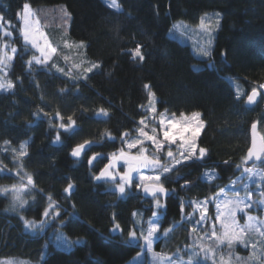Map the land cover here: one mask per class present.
I'll use <instances>...</instances> for the list:
<instances>
[{
    "label": "trees",
    "instance_id": "obj_1",
    "mask_svg": "<svg viewBox=\"0 0 264 264\" xmlns=\"http://www.w3.org/2000/svg\"><path fill=\"white\" fill-rule=\"evenodd\" d=\"M24 3L56 49L47 64L28 65L33 50L22 39L17 15ZM117 3L119 10L103 0H0V16L11 33L4 37L0 32V45L7 40L17 49L7 68V79L15 87L0 91V188L23 184L27 202L14 210L9 193L0 192V264H123L138 252L139 243L128 242L135 221L132 214L137 211L140 218L144 209L147 219L153 211L152 198L143 196L135 183L121 196L93 177L110 154L122 149V133L131 139L137 136L138 122L146 120L147 105L152 106L149 91L155 94L156 110L199 112L203 127L196 144L207 149L203 159L183 160L161 177L169 192L167 197L158 195L166 204L159 218L162 225L176 231L178 221L191 225L197 219L193 202L204 198L213 221L212 197L237 180L243 165L259 166L264 172V155L257 162L243 163L250 125L255 122L264 135L263 97L252 106L244 103L249 91L264 83V0ZM217 14L219 25L207 48L209 55H196L189 44L170 34L174 20L196 24L208 16L215 24ZM73 41H83L87 57L99 65L95 70L75 74L66 67L72 76L54 70L53 63H61L58 54ZM137 44L142 46L143 61L131 56ZM101 108L107 116H97ZM69 117L75 121L73 129H59ZM58 130L60 141L54 142ZM85 140L91 146L73 158L72 149ZM25 142L27 154L21 157ZM145 146L155 152L151 143ZM124 150L135 155V148ZM94 153L99 156L89 165ZM159 155L163 162L162 152ZM124 168L122 164L119 170ZM205 172L215 178L209 180ZM28 175L34 187L27 185ZM69 183L74 186L70 196L63 191ZM49 195L60 216L44 229L26 230L20 217L42 220ZM248 210L260 213L257 208ZM114 223L120 225L115 233Z\"/></svg>",
    "mask_w": 264,
    "mask_h": 264
},
{
    "label": "snow or ice",
    "instance_id": "obj_2",
    "mask_svg": "<svg viewBox=\"0 0 264 264\" xmlns=\"http://www.w3.org/2000/svg\"><path fill=\"white\" fill-rule=\"evenodd\" d=\"M106 3H108V6L111 8H115L119 10V5L117 4V0H105ZM19 16L20 14L17 13ZM30 13V6L28 4L24 5V16L23 19L25 21V25L20 29L21 35L23 36L25 45L31 44L33 48L38 47V41L32 37L30 38V30H31V24L29 21ZM67 15V14H66ZM219 15V14H217ZM2 19V17H0ZM201 25L208 29L209 31V39L208 44L211 45V28L208 25L204 24V18L201 19ZM216 25H219V20L217 19ZM0 28H2V25H0ZM3 35L11 36L10 32H4ZM49 46H46L43 49H38L41 52V56L43 59L33 57L31 60L28 61L29 67L32 65V61L35 60L36 64H47L49 57L45 55V52H47ZM142 46L137 44L135 49L131 50V56L133 60L139 58L140 61L144 60V55L141 51ZM2 51V50H0ZM51 51L54 53L56 51L55 48H52ZM11 52L15 54L17 52V49L15 47H12ZM204 55H209L210 51L209 49L203 50ZM13 55H0V65H9L10 62L13 60ZM98 64H92L91 68L86 69L85 71L90 72L92 69L98 67ZM55 67V65H53ZM59 71H63V69H58ZM198 70V69H194ZM0 73H3L2 76H0V90L8 91L15 87V85L9 80L7 82H4V77L7 76V72L4 70L3 67H0ZM144 87L146 89H149V85L145 84ZM260 88H264V84L259 85ZM259 93L257 92L256 88H253L251 93L247 95V103L253 104L256 102L257 97ZM149 101L152 103V107L148 109V111L155 113V94L151 91L148 93ZM237 98H240V93L237 91ZM107 111L103 108L99 109L97 111V116L103 115L107 116ZM34 116H37L38 114L34 113ZM181 117H185L184 113L180 114ZM192 117L198 118L200 116V113L193 112ZM57 119H61L60 114H56ZM160 131L163 134V139H159L157 135H149L148 132H146L144 129L147 127V122L144 118H141L140 124L144 127L138 128L137 132L139 135L135 139H128V133H122L121 134V140L122 143L126 145L127 149L130 150L133 148H138V153L136 155H129L124 151V149L119 150V154L112 153L109 155V163L104 166L103 169L100 170L99 174L95 175L93 177L96 181L103 180L104 182H115L117 175L119 176V183L116 184V188L114 189L118 193L123 196L125 194L126 189L129 188L133 183L136 182V178H139V183H136V187L138 189H141L144 191L146 195H150L154 201V207L156 209L166 208V204L161 203V200L158 198L159 196L167 197L169 192L168 190L163 186L161 181V177L166 174L170 173L177 164H180L182 160H189L192 157L196 156L197 154V145L195 142H188L185 140L183 136L184 128L178 127L177 122L172 119H166L164 113H160ZM186 118V117H185ZM68 124L65 125L64 123L59 124V129H63L64 131H70L73 129V126L75 125V121L72 120L71 117L68 118ZM51 123V121H50ZM256 123L254 122L252 125V128H256ZM175 129V131H174ZM199 127H197L193 135H197L199 133ZM153 133H156V128L152 129ZM106 135L109 137V139H113L111 137L110 133H106ZM177 139H180L184 141V143L187 144V147H184V144H181V149L179 151V157L174 154L172 151L171 145L175 144ZM146 141H150L152 143L153 148L155 149L154 153H150L149 149L144 147ZM60 141V133L59 130L57 131L56 140L54 142ZM9 141L5 140L4 144L7 145ZM26 143L21 144V150L18 153L21 157L26 155ZM91 146V141L85 140L83 143L77 144L71 151V156L79 158L82 153L86 150V147ZM165 147H167V161L162 162L161 157L159 153L163 152ZM16 151L15 149L13 150ZM187 153V155H185ZM199 157L200 159H203L207 154V149L205 148H199L198 149ZM253 151L252 149H249L247 157L244 158L243 163L247 164L249 160L253 158ZM97 156L99 154H93L92 157L89 158V165H92L93 161L97 159ZM256 160H260V156L255 157ZM122 161L125 170L124 172L120 173L118 171H114L117 169V162ZM227 163V162H226ZM240 167L239 165L237 166ZM146 169L149 171L156 172L157 174L154 176L144 175L141 170ZM244 173L248 176L249 183L252 182L253 178H256L257 182L264 181V172L257 171L254 168L245 167ZM135 174V175H134ZM204 176H206L209 180H212L215 178L214 173H208L205 172ZM203 178V177H202ZM243 177H238L236 181L233 183L239 182ZM179 179V177L177 178ZM145 181H152L151 184L145 183ZM187 183V182H186ZM249 183H244L243 188L246 193V196H241L238 192L235 194L233 198H225L226 203L231 205L230 207L225 208L224 212H220L221 205L220 203H217V216L216 221H218L222 228L225 229V231L218 235L215 225H213L212 230V236L211 239H214L218 244H223L227 242V245L229 248L233 246V243L235 241H239L240 243H243L245 247H248V243L244 239V234L246 233H258L259 236L262 238L261 243H264V228L260 227V225H264V221L257 220L256 217L248 215L247 216V222L245 225L240 226L238 225L235 217L237 211H244L245 209L253 207L255 204H259L260 206H264V191H260L259 195L262 197L259 201L253 200V193L249 191ZM27 185L34 187L32 177L30 175L27 176ZM25 186L22 184L19 187L13 185L11 189L8 188H0V192L7 193L8 191H11L13 193V209L15 210L16 205L18 204L20 208H23L24 205L27 203L22 198V190ZM73 184L69 183L67 187L64 188V193L68 194L70 196L72 190H73ZM225 192L224 188L220 189V193L217 194L215 197L216 199H219V195L223 194ZM67 198V197H66ZM48 204L47 207H45L44 212L42 214L43 219L39 224H36L33 221H29L25 219L23 216H21V220L24 222L25 229H44L46 226H48L49 220H55L60 216L59 206L56 204V201L53 199L51 195L47 197ZM196 207H200L201 205H206L208 201L203 202H193ZM241 205L243 207H241ZM183 208L184 204L181 203V213L183 215ZM133 217H137L138 213L133 212ZM191 215V214H189ZM115 220V216L113 217ZM207 214L206 209L201 214V219L197 223H201L205 220H207ZM159 214L157 211L152 212V218L148 220V229L147 234H144V231L141 230V234L138 237L136 231L130 230L128 233L129 236V243L136 242L138 239H143L144 245H142V250L144 247L147 248L149 252H152V245L154 243V240L157 238L156 233L159 230ZM137 224H140L141 221L139 219L136 220ZM237 228H239V232L235 231ZM113 233L120 231V225L119 223H114L113 229L111 230ZM170 231V229L165 230V234ZM195 231V229H193ZM66 244L69 243L68 241H64ZM75 243H82V241H76ZM253 248H255V245H252ZM210 250H204L205 257L209 255ZM196 253H193L191 256H189V259L187 261H184L181 259L179 261V264H195V261L193 260V256H195ZM154 258H156L159 261V264H176L175 261H173L171 258H166L161 254L153 253Z\"/></svg>",
    "mask_w": 264,
    "mask_h": 264
},
{
    "label": "rangeland",
    "instance_id": "obj_3",
    "mask_svg": "<svg viewBox=\"0 0 264 264\" xmlns=\"http://www.w3.org/2000/svg\"><path fill=\"white\" fill-rule=\"evenodd\" d=\"M103 1L105 2V0H103ZM25 4H27V3H24V5ZM106 4L108 5V3H106ZM24 5L22 6V9L19 12V14H20L19 15L20 28H22L25 25V21L23 19ZM119 9H121L120 5H119ZM30 13H31V15L29 16V21L31 24L30 38L34 37L38 41V47L37 48H33L31 44H28L30 46V48L33 50L32 58L35 56L37 58L43 59V57L41 56V52L38 49H43L46 46H49L47 52H45V55L48 56L50 59L52 57V55L54 54L51 51V49L54 47L50 44L48 38L46 37V35L43 31V29L41 28V25L39 24L38 20L35 18V15L31 11V9H30ZM203 18H204V24L208 25L211 28V44H212L213 35L215 34V31H216L218 26L216 25V23L214 24L211 22L210 17L205 16ZM215 18H214V21H215ZM201 19L196 24L188 23L182 19L174 20L172 23V29L170 31V34L173 37H175L176 39H178L179 41H181L183 43L189 44L190 47L192 48V50L194 51V53L198 56H202L203 50L207 49L209 46V44L207 42L209 39V31L207 28H205L201 25ZM218 20H219V15H218ZM0 25H2V28H0L1 35L4 37H11V36L3 35L4 32H10L9 30H7L6 22H4L3 19H0ZM22 39H23V36H22ZM23 41H24V39H23ZM12 47H15V46L12 45L9 41L3 40L1 45H0V50H2V51H0V55H5V56L14 55L11 52ZM58 58H60L61 63H59L56 60V62L53 63V65H55L54 70L56 72H59L63 75H68V76H72V75L66 74V72H65L66 67L72 69L74 71V73L77 74L79 72L82 73L83 71H85L88 68H91L92 64H97L96 62H94L93 60H91L90 58L87 57L86 52L84 51L83 41H73V43L71 44L70 47H67L65 50L62 49V51H60V53L58 54ZM49 59H48V61H49ZM32 63L36 64L35 60H33ZM38 65H44V64H38ZM0 67H3L4 70L7 72L8 65H0ZM96 68L92 69V71L95 70ZM58 69H63V71H59ZM85 72L89 73L87 71H85ZM2 75H3V73H0V76H2ZM7 81H8V79L6 76V77H4V82H7ZM256 89L259 92V96H262L263 100H264V88L258 87ZM0 91H3V90H0ZM150 107H152V106L150 104H148L147 109H149ZM194 112H197V111H194ZM160 113H164L166 119H172V120L176 121L178 127L185 129L183 132V136H184L186 141L196 143V138H197L198 134L200 133L202 127H203V121H202L200 116L198 118L192 117L191 114L193 112L184 113L185 117H186L185 118V117H181L180 114L166 113V112L159 111V110H156L155 113H152L149 111L145 115L147 127L144 129L146 132H148L149 135L155 134L158 136L159 139H161V140L163 139V134L160 131V123H159L160 118H161ZM138 124H139V126L136 129L144 127L139 122H138ZM197 127H199V129H200L199 133L197 135H193V132ZM153 128H156V133L152 132ZM263 129H264V127H263ZM174 131H175V129H174ZM138 135H139V133L137 134V136ZM135 138H132V139H135ZM128 139L132 140L131 138H128ZM147 143H151V142L145 140L144 147H146L145 145ZM182 143L184 144V147H187V144L184 143V141H182L180 139H177L176 143L171 145L172 151L177 156V158H180L179 157V151L182 150L181 149ZM124 147L126 150H128L125 144H124ZM124 147L122 144L121 148L124 149ZM146 148L149 149L148 147H146ZM198 149L199 148L197 147V154L195 157H199ZM166 152H167V147H165L164 151L162 152L163 162L167 161ZM133 153L136 155L138 153V148H135ZM185 155H187V153H185ZM243 166L244 167L242 168V173L240 175H238V177H243V178L239 182H236V183L231 182L229 184L230 188L229 187L226 188V189H229V191L234 192V196L237 192L241 196H246L245 191H243L244 190L243 185H244V183H249V181H248L247 174L244 173L245 165H243ZM248 167L254 168L257 171L261 172V170L259 169V166H248ZM124 170H125V168H124ZM124 170H118V172L122 173V172H124ZM142 173L144 175H149V176H154L157 174L156 172H153V171H143ZM117 183H119V179H116L115 182L109 181V182H107V187L109 189L114 190L116 188ZM136 183H139L138 177L136 178L135 186H136ZM145 183L150 184V183H152V181H145ZM160 183H162V181H160ZM254 183H256V187L255 188L253 187L252 189H250V186H252ZM262 184H263V191H264V181H262ZM262 184H260V181L257 182L256 178H253L252 182L249 183V189L248 190L253 193V197H252L253 200L259 201L262 198L259 195V192L262 191V188H261ZM20 185H21V183H18L17 185L15 184V186H17V187H19ZM3 188L11 189L12 186L3 187ZM127 192H129V188L126 189L125 193H127ZM225 192H226V190H225ZM8 193H9L8 195L10 197V204L13 207V193L11 191H8ZM23 194H24V188H23L22 193H21L22 198L24 199ZM225 196H226L225 193H223V194L219 195V199H216L215 197L213 198L214 203H215V205H214V207H215V218L213 221L209 219L210 216L208 213H206L208 219L199 223V224L197 223L198 221H200L201 214L205 211V209L207 212V210L209 208V204H210L209 202L206 205H201L200 207H195L193 209L194 214L196 215L197 219H196V221L191 223V225L189 224V221L185 220V219H184L185 221H183L181 223H179L180 221L175 223V224H177V226H176L177 231L174 230V227L171 225L170 226L169 225H162L161 219H159V221H158L159 230L155 234L157 238L154 240V243L152 245V252H149L146 247H144L142 250L141 246L144 245V241H143V239H138L136 242L139 243L140 249L138 250V252L134 256H132L130 259H128L123 264H159V261L156 258H154L153 253H158V254L163 255L166 258H171L173 261L176 262V264H179V261L181 259H183L184 261H187L189 259V256H191L193 253H196V255L193 256V260L195 261V264H197V263H200V264H264V243H261L262 238L259 236L258 233L252 232V233L244 234V239L249 245L248 247H245V245L243 243H240L239 241H235L233 243V246L231 248H229V246L227 245V242H225L223 244H218L214 239L210 238L212 236L213 225H215V228H216L218 235H221L225 231V229L221 227L220 223L218 221H216V216H217L216 205H217V203H220V205H221V208H220L221 213L224 212L225 208L231 206V205L226 203ZM203 201H207V200L204 198V199H201L199 201L196 200L195 202H203ZM152 205H153V211H157L159 214V218H160L162 213H163L161 211L162 208L156 209L154 207L153 199H152ZM16 206H18V204ZM241 207H243V206L241 205ZM256 208H257V210H260L261 214L258 212H253V211H255L253 209H256ZM248 209H245L243 212L242 211L236 212L235 219H236L238 225H240V226L245 225L247 222V216L248 215L256 217L257 220L264 221V206H260L259 204H255V205H253V208L252 207L250 208L253 211L248 210ZM141 212H142V214L140 213L141 214L140 218H139V216L134 217L135 221L131 227V230L136 231L138 237L141 234V230L144 231L145 235L147 234V229L149 227L147 222L149 219L152 218V212L147 219H146L145 215H143L144 209H142ZM183 218H185L184 214H183ZM137 219H139L141 221L140 224L136 223ZM29 221H31V220H29ZM33 222H35V221H33ZM40 222H41V220L37 221L35 223L39 224ZM260 227L264 228V225H260ZM167 229H170V231H168L167 234H165V230H167ZM193 229H195V231H193ZM30 230L34 231L33 229H30ZM235 231L239 232V228H237ZM177 234H179V235H177ZM128 240H129V236H128ZM252 245H255V248H253ZM238 247L244 248L245 250L244 251L238 250ZM66 249H68V248H66ZM204 250H210L209 255L207 257H205ZM21 264H30V263L22 262Z\"/></svg>",
    "mask_w": 264,
    "mask_h": 264
},
{
    "label": "water",
    "instance_id": "obj_4",
    "mask_svg": "<svg viewBox=\"0 0 264 264\" xmlns=\"http://www.w3.org/2000/svg\"><path fill=\"white\" fill-rule=\"evenodd\" d=\"M251 91H252V90H251ZM251 91H249L248 94H250ZM257 92H258V90H257ZM258 93H259V92H258ZM248 94H247V95H248ZM258 96H259V95H258ZM257 100H258V97H257ZM257 100H256V102H257ZM256 102H255V103H256ZM244 103H245L246 106H252V105L255 104V103H253V104H248V103H247V96L245 97V101H244ZM252 125H253V124H251L250 127H249V143H248V148H247V150H246V157H247V155H248L249 149H252L254 155H253V158H252L251 160H249V162H257V161H259V160H256L255 157H256V156H260V157L262 158V156L264 155V137H263V136L260 134V132L258 131V125L256 124L257 126H256L255 129L252 128ZM118 154H119V153H118ZM129 155H131V154H129ZM72 157H73V156H72ZM73 158H77V157H73ZM108 163H109V160L105 163V165L108 164ZM122 164H123L122 161L117 162V169H115L114 171H118L120 165H122ZM105 165H104V166H105ZM104 166H103L101 169H103ZM101 169H100V170H101ZM100 170L98 171L97 174H99ZM142 170L149 171V170H146V169H142ZM97 174H96V175H97ZM134 175H135V174H134ZM116 178L119 179V176L117 175ZM95 181H96V180H95ZM101 181H103V180H101ZM150 184H151V183H150ZM140 192H141V194H142L143 196H145V197H149V198H152L150 195H146V194L144 193V191L142 190V188L140 189Z\"/></svg>",
    "mask_w": 264,
    "mask_h": 264
},
{
    "label": "crops",
    "instance_id": "obj_5",
    "mask_svg": "<svg viewBox=\"0 0 264 264\" xmlns=\"http://www.w3.org/2000/svg\"><path fill=\"white\" fill-rule=\"evenodd\" d=\"M226 190V192H224L225 193V198L227 197V198H233L234 197V192H232V191H229V189H225ZM218 193H220V191H217L215 194H214V196L212 197V199L218 194Z\"/></svg>",
    "mask_w": 264,
    "mask_h": 264
},
{
    "label": "bare ground",
    "instance_id": "obj_6",
    "mask_svg": "<svg viewBox=\"0 0 264 264\" xmlns=\"http://www.w3.org/2000/svg\"><path fill=\"white\" fill-rule=\"evenodd\" d=\"M142 172L145 171V170H141Z\"/></svg>",
    "mask_w": 264,
    "mask_h": 264
}]
</instances>
